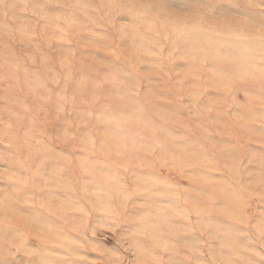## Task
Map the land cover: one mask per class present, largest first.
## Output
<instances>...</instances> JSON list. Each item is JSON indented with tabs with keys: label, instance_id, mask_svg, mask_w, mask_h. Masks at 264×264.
<instances>
[{
	"label": "rangeland",
	"instance_id": "rangeland-1",
	"mask_svg": "<svg viewBox=\"0 0 264 264\" xmlns=\"http://www.w3.org/2000/svg\"><path fill=\"white\" fill-rule=\"evenodd\" d=\"M0 264H264V0H0Z\"/></svg>",
	"mask_w": 264,
	"mask_h": 264
},
{
	"label": "bare ground",
	"instance_id": "bare-ground-1",
	"mask_svg": "<svg viewBox=\"0 0 264 264\" xmlns=\"http://www.w3.org/2000/svg\"><path fill=\"white\" fill-rule=\"evenodd\" d=\"M159 110H160V109H159ZM159 110H158V111H159ZM58 167H59V166H58ZM65 167H67V166H65ZM59 169H60V168H59ZM51 175H52V174H51ZM53 177H54V176H53ZM15 184H16V183H15ZM49 184H50V183H49ZM54 185H55V184H54ZM49 186L51 187V185H49ZM56 186H57V185H56ZM56 186H54V187H56ZM50 190H51V188H50ZM60 205H61V204H60ZM63 205H64V204H63ZM65 205H66V204H65ZM6 207H7V206H6ZM58 207H59V206H58ZM60 207H61V206H60ZM62 207H63V206H62ZM8 208H9V207H8ZM48 208H49V206H48ZM60 209H61V208H60ZM63 209H65V208H63ZM9 210H10V209H9ZM11 210H12V209H11ZM12 211H13V210H12ZM49 211H52V210H49ZM59 211H60V210H59ZM59 211H57L56 214H58ZM61 211H62V210H61ZM52 212L54 213V211H52ZM60 214H61V212H60ZM11 215H12V213H11ZM61 215H62V214H61ZM17 216H18V215H17ZM52 216H53V215H52ZM49 217H51V216H49ZM54 217H56L55 214H54ZM59 217H60V216H59ZM59 217H58V218H55V219H59ZM61 218H62V217H61ZM19 219L22 220L21 218H19ZM20 220H19V221H20ZM60 220H61V219H60ZM13 221H15V223H17L16 220H13ZM19 221H18V222H19ZM22 221H24V220H22ZM30 221H31V219H30ZM56 221H58V220H56ZM20 222H21V221H20ZM20 222H19V223H20ZM26 222H27V221H26ZM28 222H29V220H28ZM60 222H61V221H60ZM22 223H23V222H22ZM30 224H31V223H30ZM17 225H19V224H17ZM19 226H20V225H19ZM21 226H22V228H23V224H22ZM21 226H20V227H21ZM32 226H33V225H32ZM25 228H27V227L25 226ZM38 228H39V227H38ZM36 229H37V228H36ZM48 229H49V228H48ZM25 230H28V229H25ZM59 231H60V230H59ZM35 233H36V232H35ZM37 233H38V232H37ZM40 233H41V232H40ZM50 234H51V233H50ZM59 235H61V234H59ZM66 235H67V234H66ZM37 236H39V235H37ZM56 236H57V235H56ZM56 236H55V238H56ZM58 237H60V236H58ZM64 237H65V235H64ZM50 239H51V236H50ZM53 239H54V238H53ZM53 239H51V240H53ZM57 239H58V238H57ZM59 239H60V238H59ZM63 240H64V239H63ZM46 241H47V240H46ZM53 241H54V240H53ZM64 241H65V240H64ZM44 242H45V241H44ZM44 242H43V243H44ZM52 243H53V242H52ZM57 243L59 244L60 242H57ZM62 243H63V242H62ZM69 249H70V247H69ZM68 252H69V251H68Z\"/></svg>",
	"mask_w": 264,
	"mask_h": 264
}]
</instances>
